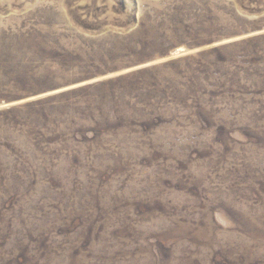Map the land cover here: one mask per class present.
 Instances as JSON below:
<instances>
[{"label": "rangeland", "instance_id": "obj_1", "mask_svg": "<svg viewBox=\"0 0 264 264\" xmlns=\"http://www.w3.org/2000/svg\"><path fill=\"white\" fill-rule=\"evenodd\" d=\"M0 264H264V0H0Z\"/></svg>", "mask_w": 264, "mask_h": 264}]
</instances>
